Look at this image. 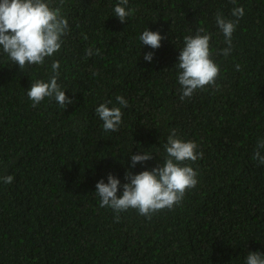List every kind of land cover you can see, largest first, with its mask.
Returning <instances> with one entry per match:
<instances>
[{"label":"trees","instance_id":"obj_1","mask_svg":"<svg viewBox=\"0 0 264 264\" xmlns=\"http://www.w3.org/2000/svg\"><path fill=\"white\" fill-rule=\"evenodd\" d=\"M117 3L50 0L69 31L42 65L18 68L0 48V177H14L0 180V264H245L250 251L264 254V165L253 155L264 139V0H129L126 23ZM237 5L245 14L225 57L215 16L233 19ZM146 27L164 37L158 49L140 44ZM199 28L211 33L217 87L181 101L175 64ZM90 47L99 54L87 56ZM53 60L73 103L33 107L28 88L49 79ZM118 95L122 124L105 132L95 108L119 107ZM170 129L203 153L187 162L196 186L150 219L130 208L117 220L99 206L96 182L111 173L123 184L126 171L163 163ZM139 151L153 159L133 168Z\"/></svg>","mask_w":264,"mask_h":264},{"label":"clouds","instance_id":"obj_2","mask_svg":"<svg viewBox=\"0 0 264 264\" xmlns=\"http://www.w3.org/2000/svg\"><path fill=\"white\" fill-rule=\"evenodd\" d=\"M236 5V0H232ZM129 0H118L114 7L115 16L121 23H126L132 14L128 8ZM243 6H235L231 10L233 19H228L221 13L215 16V22L224 36L227 47L221 49L218 54L227 57L231 53L232 34L240 18L244 16ZM69 31L68 21L62 14L60 7H51L50 0H0V48L9 59L18 67L26 65H42L46 57H52L61 49L63 37ZM164 37L159 31H151L147 27L139 36L140 44L151 49H158ZM211 33L204 28H199L195 35L184 37V46L179 50L177 63L178 83L180 85V99L191 98L193 94L206 86L217 87L216 80L220 74V68L212 59L210 49ZM99 54V49L88 48L87 56ZM154 53H144V60L152 62ZM239 70L240 65H236ZM60 63L53 60L51 63L52 75L47 81L35 79L28 88L27 95L32 101L33 107L40 104L46 97L65 108L72 104L73 99L66 96L58 83L60 76ZM118 106H111L112 101L100 103L95 112L103 122L105 132H117L122 124V107L127 106V100L123 96H116ZM195 141L184 140L176 129H170L167 142L164 145L166 156L163 163L145 168L138 173L126 171L125 183L109 173L107 183L104 179L96 182L95 193L100 198L99 206L108 207L116 213L128 209H136L140 215L151 218L153 213L163 209H172L179 204L188 189L197 184V172L187 162H195L203 157V153L197 151ZM264 139H258L254 158L264 165ZM153 159L152 153L137 152L130 156V166L138 163L143 165ZM14 177L7 175L0 177L5 184H11ZM118 188L122 193L117 195ZM245 264H264V254L259 251H250Z\"/></svg>","mask_w":264,"mask_h":264}]
</instances>
